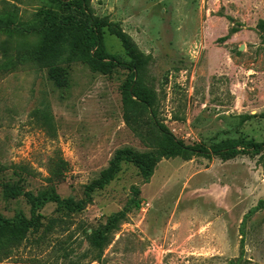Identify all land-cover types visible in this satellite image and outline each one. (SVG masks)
Masks as SVG:
<instances>
[{"label": "rangeland", "instance_id": "obj_1", "mask_svg": "<svg viewBox=\"0 0 264 264\" xmlns=\"http://www.w3.org/2000/svg\"><path fill=\"white\" fill-rule=\"evenodd\" d=\"M6 1L18 6L24 24L11 32L0 27V213L30 215L27 197L5 195L8 183L87 200L48 243H28L17 253L52 254L55 243L66 242L69 264H264V152L163 158L147 182L133 162L123 161L115 178L87 197L86 185L120 149L151 148L150 114L130 105L127 70L103 74L75 59L65 63L60 82L54 79L37 57L52 0H0V10ZM92 5L151 56L144 80L157 94L158 118L178 138L208 147L228 138L264 141V0ZM105 41L109 52L125 56L109 30ZM60 157L67 165L55 177L52 161ZM123 208L126 220L92 262L85 229ZM40 212L65 214L55 203ZM0 264L50 263L13 258Z\"/></svg>", "mask_w": 264, "mask_h": 264}, {"label": "trees", "instance_id": "obj_2", "mask_svg": "<svg viewBox=\"0 0 264 264\" xmlns=\"http://www.w3.org/2000/svg\"><path fill=\"white\" fill-rule=\"evenodd\" d=\"M53 4L43 12L40 24L43 38L37 57L39 62L49 68L50 75L58 82L66 76L65 63L75 59L86 62L94 71L108 74L115 70L128 71L125 90L130 105L134 108L148 111L151 126L156 139L149 143L151 148L139 151L132 147L120 149L104 168L100 175L85 187L86 195L91 197L93 191L105 187L122 168L123 161L133 162L140 171L143 180L147 182L154 174L157 164L163 158L181 156L190 159L195 155L211 158L218 155L229 159L241 154H260L264 152V141L254 138H228L212 144L210 147L202 143L187 144L158 118V101L154 89L144 80L145 70L150 63V55L141 52L130 34L122 26L108 16L97 15L92 0H52ZM19 8L15 3L4 2L0 10V27L11 32L15 27H22ZM264 26V22H261ZM106 30L120 39L125 49V56L109 52L105 41ZM53 175H63L67 162L63 158L52 161ZM8 198L24 195L31 203L30 215L17 212L12 216L0 213V262L15 258L17 262L69 264L71 253L65 243L52 246V254L41 256H23L21 252L28 243L39 246L48 243L50 234L62 225L65 218L86 207L87 200H76L61 196L54 188L46 189L38 194L25 190L20 184L8 183L5 188ZM48 203H55L57 210H62V216H44L40 210ZM264 204V202H262ZM128 215L127 208L111 213L107 220L85 229V235L95 252L92 262L111 243L114 234ZM25 251V250H24ZM52 256V258H48ZM243 257H239L240 261ZM51 261V262H50ZM78 261V260H77Z\"/></svg>", "mask_w": 264, "mask_h": 264}]
</instances>
